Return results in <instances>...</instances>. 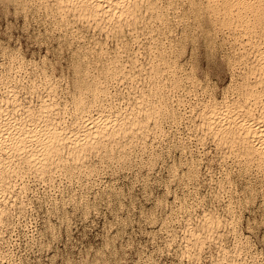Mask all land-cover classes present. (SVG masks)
<instances>
[{
    "label": "bare ground",
    "instance_id": "6f19581e",
    "mask_svg": "<svg viewBox=\"0 0 264 264\" xmlns=\"http://www.w3.org/2000/svg\"><path fill=\"white\" fill-rule=\"evenodd\" d=\"M0 4L2 6H10L11 5V7H13L16 12H20L24 16L23 19H25L26 17L27 18L31 17V16L35 17L36 14L41 13L46 18V20L49 22V24H51L52 28L57 29L59 31V36L61 38V40L59 42L62 43L61 46H62L63 52H64V54H66L67 57L70 56L69 58L71 59V60L69 59L70 61L68 64L71 68V74H69V76L67 75L68 80H66L67 84H66L64 89L66 90V92L69 96L70 95L73 96V102H74L73 107H71L72 111H73L71 114V117L67 116V117H69L68 120H66L67 118L66 119L64 118V116L66 114H64L63 117H60L59 116L60 112L64 111V110L66 111V109H63L62 107H60V103H59V100L57 98V96L59 95L58 94L59 91L57 90L58 82L56 80H54L52 76L49 77V75H47L46 73H43L39 79H35V78H33L35 76H33L32 77L33 79L29 80V82L24 80L27 82L26 83L27 85H29V83H30V86L28 88L30 90H32V93L34 90L35 91L40 90L41 92L42 91L45 92V94H44L45 96L42 97L39 94L40 92L39 93L36 92L35 95L39 94V97H36V98H39V99H38L37 103H35V104L33 103L34 105L31 104L32 103L31 97H30L29 101H28L27 97H24V99L22 100L21 95H20V91L17 90L19 87H17L18 84L16 83L18 80L15 81L16 75L15 76L12 74L10 75L9 68L5 67L6 72L3 74H0V203L2 200H3V202L5 200H7L5 198H11L10 200L12 203V200L16 199L18 197V194H23L25 191V188L27 186L26 182H24V179L28 175L33 176L34 179H37V180L42 181V182H47V183H48V181L54 180V178L56 176H58V178L61 176L65 177V178H71L73 176V177H75V180H76V178L80 179L82 177L89 178V177H91V175H93L95 173L94 168L92 167L93 166L92 162H91L92 160L90 161V159H89L90 155H95L98 158V160H102V162L103 161L108 162V160L111 159L110 162H112V160H113V162L115 161L119 164L120 162L126 160V157L127 158L129 157L128 153L131 150V148H133L135 146L137 147L138 145H142L141 147L144 148V145H146L145 141H148L147 138L150 135H152V136H155V135L160 136L161 135L162 136L163 128H162L161 123H160L161 118L167 117V118H171L172 120H175L176 119V108L175 107L180 102L184 101L183 100L184 97L181 94L178 97H176L175 99H172L169 95L172 93H169V92H171L175 89H178L181 81L187 79V80H189V84H190L188 86H189V88L191 87L192 90H188L185 88L186 93L192 94V95L194 93H197L196 92L197 91L196 80L191 81L190 72L186 68H183L177 61L178 55L181 52V50H179L180 45L186 40L194 42L196 39H199V38H202L204 42H212L214 39L217 38V35L219 33L222 34V32H224V31H226L227 35L233 40L234 45H235V49L238 50L237 57H236L237 62H238V63H236L238 69L237 68L236 69L238 70L237 73H238L240 80L238 82L236 81L237 82L236 84H234V82H233L234 85H232L234 87L236 85V87H235L236 96H235V98H232L233 99L232 101H229V99L227 100V98L224 97L222 94H221V96H223L224 98H221V100L208 99V100H203L201 102L196 100L199 103H195L196 104L195 105L196 107L194 106L195 108L190 107L191 106V104H190L189 107L192 108V110H190V111H192L193 116H195L196 118L199 117L198 118L199 120L197 122L198 124L196 127H199L201 130L200 131L201 139H203V137H205V136L210 137L211 140H213V142L215 143L216 147L218 146V147L224 149L221 152L223 157L237 158V160L239 161V163L242 165V167L244 169H248L250 166L255 165L256 169L262 173L261 175L264 176V5H261L260 0H0ZM6 10H4V11H6ZM8 10H10V9H8ZM10 12L11 11H8V13H10ZM7 17H4V19H6ZM14 18H13V20H14ZM16 18H15V20H16ZM18 18H20V17H18ZM9 19H11V18H9ZM34 19H32V20H34ZM21 21H19V22H21ZM23 24H25V22ZM10 26L12 27V25H10ZM178 27L180 28V33L175 32V30H177ZM4 28H6V27H4ZM49 29H50V27H49ZM6 30L8 31V29H6ZM57 30H55V31L57 32ZM51 31L52 30L50 29V32ZM20 32H22V31H20ZM24 33H26V32H24ZM28 33L29 32H27V35H28ZM31 34H32V32H31ZM7 36H8V34H7ZM44 37H46V36H44ZM41 40H43V39H41ZM49 41H50V39H49ZM45 44L46 43H44L42 45L45 46ZM200 44H201V41H200ZM219 44L220 43H218V46H219ZM27 45H25V46H27ZM46 45H48V44H46ZM50 46H52V45H50ZM50 46H48V47H50ZM185 48L187 49V47H185ZM28 49H29V47H28ZM41 49H43V48H41ZM51 49L52 48H50V50ZM232 49H234V48H232ZM223 50H226V49L223 48ZM203 51H205V50H203ZM47 52H48V50H47ZM58 52H61V51H58ZM224 53H227V52H224ZM30 54H32V53H30ZM217 54H219V53H217ZM35 55L33 54V56H35ZM29 56H31V55H29ZM53 56H54V54H53ZM59 56H61V55L59 54ZM179 56H181V55H179ZM15 57H17V56H15ZM181 59H182V57H181ZM215 59L217 60V58H215ZM221 60H220V62H221ZM58 61H60V60H58ZM224 61L225 60L223 58V64H224ZM207 62H209V61H207ZM66 63H67V61H66ZM13 64H15V63H13ZM18 65H17V67H18ZM30 65H31V63H30ZM207 65H209V64H207ZM9 66H11V65H9ZM52 66H53V64H52ZM15 67H16V65H15ZM57 67H59V66H57ZM223 67L225 68V64ZM70 68H66V69H70ZM35 69H37V67H36V64L33 62L31 65V71H33ZM13 71H11V72H13ZM55 72H56V70H55ZM60 72H62V71H60ZM207 72H209V70ZM26 74H27V71H26ZM232 77H234V76H232ZM19 78H20V76H19ZM207 78H208V76H207ZM26 79H30V78L27 77ZM231 79H233V78H231ZM22 81L23 80H21V82ZM198 83H200V82H198ZM180 87H182V86H180ZM198 88H200V87H198ZM216 89L218 90V87ZM124 90L126 91L125 93H126V97H127V99H126L127 102H126V104L124 103L125 108H115L114 109V107L111 105L110 100L112 99V97H114V95L123 94ZM223 91H225V90H223ZM181 92H183V91H181ZM204 92L206 93V91H204ZM204 92H202V93L205 94ZM233 92H234V90H233ZM61 94H63V93H61ZM24 95H27V94L25 93ZM217 95H220V94H217ZM176 96H177V94H176ZM195 96L193 95V97H195ZM202 96L203 95H201V98H202ZM59 98H61V97H59ZM121 100H120V102H121ZM115 101H117V100H115ZM174 102H176V105L174 104ZM183 110H184V108H183ZM68 113H70V112H67V114ZM180 113H182V112H180ZM186 113L188 115V112H186ZM182 114H185V113H182ZM177 120L180 121V119H177ZM188 120H190V119H188ZM172 129H174V128H172ZM190 138H188V139H190ZM150 139H152V138H150ZM159 139H161V138H159ZM183 139H185V138H183ZM192 139H190V140H192ZM178 141H179V139H178ZM160 142H162V141H160ZM150 143H152V142H150ZM164 143H166V142H164ZM149 145H151V144H149ZM189 145L191 146V144H189ZM155 146H157V145H155ZM155 146H153V147H155ZM202 146H203V144H202ZM141 147H139V148L141 149ZM199 147L200 146H198V148ZM176 148H178V147H175V149ZM200 148H202V147H200ZM155 149H157V148H155ZM187 150H188V148H187ZM208 152H210V151H208ZM192 153H193V151H192ZM134 154H136V153H134ZM166 154H167V152H166ZM171 154H173V153H171ZM131 157H132V155H131ZM169 161H170V159H169ZM189 161H191V160H189ZM143 163H144V161H143ZM149 164H151V163H149ZM191 165L192 164H190V162H189L188 163V169L191 168L190 167ZM224 165H226V164H224ZM114 166H116V165H114ZM195 166H197V165H195ZM99 167H100V164H99ZM147 167H148V165H147ZM180 167H181V165H180ZM114 168H116V167H114ZM135 168H137V167H135ZM143 168H145V167H143ZM130 169H131V167H130ZM110 170H112V168ZM114 170L116 172V169H114ZM204 171H206V170H204ZM106 172H107V170H106ZM130 172H131V170H130ZM122 173H123V171H122ZM196 173H197V171H196ZM128 174H129V172H128ZM165 174H167V173H165ZM209 175H210V173H209ZM136 176H139V175H136ZM192 176H194V175L192 174ZM195 176H197V175H195ZM184 177H185V175H184ZM237 177H239V176H237ZM117 178H119V176ZM162 179H161V181H162ZM68 181H69V179H68ZM28 182H29V180H28ZM103 182H104V180H103ZM150 182H151V180H150ZM152 182H154V181H152ZM182 183H183V181H182ZM206 183H208V181ZM33 184H35V183H33ZM218 185H219V183H218ZM229 185L231 186V184H229ZM122 186H124V185H122ZM122 186H121V188H122ZM138 187H140V186H138ZM167 187H169V186H167ZM192 187H194V186H192ZM33 188H35V187H33ZM42 188H43V186H42ZM50 188L48 187L49 190H50ZM130 188H131V186H130ZM162 188H163V186H162ZM192 190H194V189H192ZM46 191H47V189H46ZM81 191H83V190H81ZM102 191H103V189H102ZM144 193H146V192H144ZM110 194H112V193H110ZM120 194H122V193H120ZM51 197H52V195H51ZM26 198H24V199H26ZM107 198H108V196H107ZM251 198H253V197L251 196ZM39 199H37V200H39ZM186 199H189V197H186ZM226 199H227V197H226ZM243 200L245 201L246 199H243ZM26 201H27V199H26ZM96 201H98V199ZM202 201H204V200H202ZM223 201H224V199H223ZM253 201H254V199H253ZM57 202H58V200H57ZM251 202H249V203H251ZM4 203H6V202H4ZM8 203L9 202H7V204ZM164 203H165V201L162 204H164ZM117 204L118 203H116V205ZM261 204H264V203H261ZM66 205H68V204H66ZM245 205H247V204H245ZM1 206H0V214L2 213V210H3L1 208ZM90 206H92V205H90ZM237 206H239V205H237ZM241 206H239V207H241ZM69 207H71V206H69ZM65 208H67V207H65ZM243 208H244V206H243ZM21 209H23V208H21ZM183 209H184V207H183ZM201 209H203V207ZM10 210H11V208H10ZM25 210H26V208H25ZM258 210H261V209H258ZM26 211H28V210H26ZM51 211H53V210H51ZM118 211H120V210H118ZM149 211H151V210H149ZM82 212H84V211H82ZM173 212H174V210H173ZM29 213H30V211H29ZM139 213H141V212H139ZM162 213H164V212H162ZM167 213H169V212H167ZM192 213H193V211H192ZM243 213H246V212H243ZM3 214L5 215V213H3ZM215 214H217V213H215ZM215 214H213L212 212L203 210L200 218L197 220L198 221L197 224L196 223L193 224L191 221H186L185 225H183V236L181 235L183 243H184L183 248H184L186 253L188 252V253L194 254V256H193L194 259H196L195 255H199L200 252L203 253L202 248L204 247V244L207 241L209 242V241L216 240L219 238V236L221 235V230H219V229L221 228L222 224H224V226H226V225L232 226V224L234 222L233 217H229L228 219L223 220V219H221L220 216H217ZM147 215H148V213H147ZM161 215L162 214H160V216ZM230 215H231V213H230ZM115 216L116 215L114 213V217ZM153 216H155V215H153ZM250 216H252V215H250ZM155 217H157V216H155ZM161 218H162V216H161ZM173 218H175V217H173ZM191 218H192V216H191ZM0 220H2V219L0 218ZM188 220H191V219H188ZM0 222H2V221H0ZM14 222H15V220H14ZM177 222H178V220H177ZM195 222H196V220H195ZM253 222H254V220H253ZM8 223H10V222H8ZM145 223H146V221H145ZM180 223L181 222H179V224ZM0 224H2V223H0ZM150 225H152V224H150ZM3 226H6V225H3ZM181 229H182V227H181ZM151 230H152V228H151ZM104 231H105V229H104ZM165 231H167V230H165ZM139 232H141V231H139ZM256 232H258V231H256ZM9 233H7V234H9ZM166 233H168V232H166ZM150 235H152V234H150ZM231 235H234V234H231ZM50 237H53V236L50 235ZM130 237H132V236H130ZM45 238H47V237H45ZM112 238H113V236H112ZM118 239H120V238H118ZM156 239H158V238H156ZM8 240H5V241L7 242ZM110 240H111V238H110ZM0 242H1V240H0ZM35 242H36V240H35ZM131 242H132V240H131ZM173 242L175 243V240ZM240 242H241V240H240ZM133 243H137V242H133ZM221 243L217 247L218 255L216 256L215 259H212L210 264H251L252 260L249 261L250 263H248V262L242 261V260L239 261V258L238 259L236 258V256H238L237 254L241 250L240 247L236 248V246H235L233 249H229L227 246L223 245L224 243L223 244H221ZM155 244H158V243H155ZM3 245H4V243H3ZM244 245H245V243H244ZM168 246H171V245H168ZM105 247H106V245H105ZM123 247L124 246H122V251L124 250ZM143 247H145V246H143ZM245 247H246V245H245ZM130 248H131V246H130ZM118 249L120 250V248H118ZM169 250H170V248H169ZM97 251H99V249ZM255 251H256V249H255ZM144 252H143V254H144ZM12 253H14V252H12ZM135 253H137V252H135ZM135 253H134V255H135ZM204 253H206V252H204ZM100 254L102 255V253H100ZM96 255H98V254H96ZM127 255H125V257ZM188 255H190V254H188ZM188 255H185V256H187L186 257L187 259H188ZM56 256L57 255H55V257ZM108 256H110V255H108ZM139 256H141V255H139ZM3 257H4V255H2V258ZM103 257H105V256H103ZM144 257H145V255H144ZM167 257H168V255H167ZM245 257H247V256H245ZM245 257H244V259H246ZM98 258H99V255H98ZM197 258H199V257H197ZM251 258H253V257H251ZM77 259H80V258H77ZM144 259L148 260L147 258H144ZM0 260H1V258H0ZM114 260H116V259H114ZM196 260L199 261L198 259H196ZM6 261H7V259H6ZM82 261L86 262V260H82ZM112 261H113V259H112ZM145 261H143V262H145ZM171 261H172V259H171ZM208 261H210V260H208ZM7 263H5V264H7ZM121 263H123V262H121ZM150 263H152V262H150ZM158 264H160V263H158ZM173 264H174V262H173Z\"/></svg>",
    "mask_w": 264,
    "mask_h": 264
},
{
    "label": "rangeland",
    "instance_id": "374dc122",
    "mask_svg": "<svg viewBox=\"0 0 264 264\" xmlns=\"http://www.w3.org/2000/svg\"><path fill=\"white\" fill-rule=\"evenodd\" d=\"M8 9H10V10H8ZM4 10H6L7 12ZM8 11H11L10 13L12 15L10 13H8ZM22 16L23 15L20 12H16L15 9L13 7H11V5L10 6H2L0 4V32H1L0 37L2 38V39L0 38V67H1L0 68V72H1L0 74H3L6 72L5 67L9 68L10 75L11 74L14 76L16 75L15 81L18 80L16 82L18 84L17 87H19L17 90L20 91L21 99L23 100L24 97H27L28 101H29V99L31 97L32 101L31 100L30 101L32 102L31 103L32 105L37 103L39 98H36V97H39V94L42 97L45 96L44 95L45 92L44 91L41 92L40 90H36V91L34 90L32 93V90H30L28 88L30 86V83H29V85H27L26 81L29 82V80H31L33 78L39 79L43 73H46L47 75H49V77L52 76L53 79L58 82L57 90L59 91L58 92L59 95L57 96V98L59 100L60 107H62L63 109H66V111L65 110L61 111L59 116L63 117L64 114H66L64 116V118L65 119L67 118L66 120H68V118L71 117V114L73 112L71 107H73L74 102H73V96H71V95L69 96L64 88L67 84L66 80H68V76H69V74H71V68L68 65L69 61L71 59L69 58L70 56L67 57L66 54H64V52H63V49L61 46L62 43L59 42L61 40V38L59 36V31L57 29H53L51 24H49V22L46 20V18L41 13L36 14L35 17L31 16L28 18L26 17L25 19H23L24 16L23 17ZM4 17H7V18L4 19ZM12 17L13 18L17 17V18H16V20H15V18L13 20ZM18 17H20V18H18ZM9 18H11V19H9ZM32 19H34V20H32ZM19 21H21V22H19ZM23 21L25 22V24H23L24 23ZM10 25H12V27ZM3 26L6 28H4ZM29 26L30 27L32 26V27L30 28ZM49 27L52 30L51 32H50ZM6 29H8V31L9 30L10 31L8 32ZM55 30H57V32ZM20 31H22V32H20ZM46 31L48 33L49 32L50 33L48 34ZM24 32H26V33H24ZM27 32H29L28 35H27ZM31 32H32V34H31ZM175 32L180 33V28L178 27L177 30H175ZM224 32H222V34L219 33L217 35V38L214 39L212 42H204L202 38H199V39H196L194 42L186 40L180 45L179 50H181V52L179 53V55H181V56L178 55V58L180 60L177 58V61L183 68H186L190 72L191 81L196 80V83H197L196 84L197 85V91L196 92L197 93H194L193 95L194 96L196 95L197 97L196 96L193 97L192 94L186 93V89L192 90V88L191 87L189 88V86H188L190 84H189V80H187V79L182 80L180 83V86H182L183 88L179 86L178 89H175V90L169 92L172 94L168 93L172 99H175L176 97H178L181 94L184 97V99H183L184 101L180 102L175 107L176 108V119L175 120H172L171 118H167V117L161 118L160 123H161V126L163 128V134H162V136L160 135L161 137L156 136V135L155 136L150 135L149 137L152 139H150L149 137L147 138L148 141H145L146 145H144V148L141 147L142 145H138L137 147L135 146V147H133L134 149L131 148V150L128 153L129 157L128 158L126 157V160L120 162L119 164L115 161L113 162V160H112V162H110L111 159H109L108 162L107 161L102 162V160H98V158L95 155H90L89 159H90V161L92 160L91 161L92 165H93L92 167L94 168L95 173L93 172L94 174L91 175V177H89V178L82 177L80 179L76 178V180H75V177H73V176L71 178H65L63 176L58 178V176H56L54 178V180L48 181V183H47V182H42V181H39L37 179H34L33 176L28 175L24 179V182H26V185H27L25 188V191H24L25 194L24 193L18 194V197L16 199H13L12 203L10 200L11 198H5V199H7V200L4 199L5 200L4 202H6V203H4L3 200L1 201L0 206L1 205L3 206V207L1 206V208L3 210H2V213L0 214V218L2 219V220H0V221H2L0 223H2L3 225H6V226H3L2 224H0V226H1L0 231L2 232V233L0 232V240H1V242H0V244H1L0 245V252H1L0 253V258H1L0 264H5L7 262H8L7 264H16V263L17 264H95V263L96 264H109V263L110 264H112V263L113 264H124V263L125 264H143V263L144 264H146V263L147 264L148 263L149 264H158V263H160V264H173V262H174V264H183V263L184 264H191V263L192 264H210L212 259H215L216 256L218 255L217 247H218V245H220L221 242H222L221 244L224 243L223 245L227 246L229 249H233L235 246H236V248L240 247V249H241L239 252L240 254L238 253L237 254L238 256H236L237 259L239 258V261L242 260V261H246V262L250 263L249 261L252 260L251 264L252 263L253 264H257V263L259 264L260 263L261 264V262L264 261V258H263L264 253L261 252V249L253 241L254 236L257 239L264 240V237L258 235L260 230L264 229V225H263L264 224V218H263L264 217V204H261V203H264V184H263L264 183V176L261 175L262 173L256 169L255 165L250 166L248 169H244L242 167V165L239 163V161L237 160V158L223 157L221 152L224 149L220 148L218 146L216 147L215 143L213 142V140H211L210 137L205 136V137H203V139H201V137H200L201 136V133H200L201 130L199 127H196L198 124L197 122L199 120L198 119L199 117L196 118L195 116H193L192 111H190V110H192V108L196 107L195 103H199L197 101L201 102L203 100H208V99L221 100V98H224V97H226L227 100L229 99V101H232L233 100L232 98H235V96H236V93H235L236 85H235V87L232 85L236 84L240 80L238 73H237L238 68H237V64H236V63H238L237 58H236L238 50L235 49V45H234L233 40L227 35L226 31H224ZM7 34L9 37L7 36ZM44 36H46V37H44ZM41 39H43L44 41ZM49 39H50V41H49ZM200 41H201V43L203 42V48L202 49H201ZM44 43H46L48 45L45 44V46H43L42 44H44ZM218 43H220L219 46H218ZM190 44L193 45L192 53L190 56H188V59H185V56L188 53V47L190 46ZM25 45H27L29 47V49ZM50 45H52V46H50ZM48 46H50V47H48ZM185 47H187V49ZM41 48H43V49H41ZM50 48H52V49L50 50ZM223 48L226 50H223ZM232 48H234L235 50ZM47 50H48V52H47ZM57 50L61 51L63 54L61 52H58ZM203 50H205L206 52ZM224 52H227V53H224ZM30 53H32V54H30ZM217 53H219V54H217ZM33 54L34 55L36 54V55L33 56ZM53 54H54V56H53ZM59 54L63 58L61 56H59ZM29 55H31V56H29ZM15 56H17V57H15ZM57 57L58 58L60 57L61 59L60 58L58 59ZM181 57H182V59H181ZM197 57L198 58L200 57V58L198 59ZM215 58H217V60ZM223 58L225 60L224 61L225 68L223 67L224 66ZM64 59L67 61V63ZM58 60H60V61H58ZM220 60H221V62H220ZM207 61L212 63L211 65L214 69V72L209 70V65H207V64H209V62H207ZM33 62L36 64L37 69L31 71V65ZM13 63H15V64H13ZM30 63H31V65H30ZM52 64H53V66H52ZM9 65H11V66H9ZM15 65H16V67H15ZM17 65H18V67H17ZM57 66H59V67H57ZM66 68H70V69H66ZM25 70L27 71V74H26ZM55 70H56V72H55ZM208 70L210 73L207 72ZM11 71H13V72H11ZM60 71H62V72H60ZM19 76H20V78H19ZM24 76L26 78L29 77L30 79H26ZM33 76H35V77H33ZM207 76H208V78H207ZM232 76H234V77H232ZM231 78H233L234 80ZM21 80H23V81L21 82ZM24 80H26V81H24ZM198 82H200V83H198ZM233 82H234V84H233ZM198 87H200V88H198ZM217 87H218V90L216 89ZM223 90H225V91H223ZM233 90H234V92H233ZM181 91H183V92H181ZM204 91H206V93ZM36 92L37 93L40 92V93L35 95ZM125 92L126 91L124 90L123 94L114 95V97H112V99L110 100L111 105L114 107V109L115 108H125L124 105L127 102V100H126L127 97H126ZM202 92H204L205 94H203ZM25 93L27 95H24ZM61 93H63V94H61ZM176 94H177V96H176ZM217 94H220V95H217ZM221 94L224 97L221 96ZM201 95H203L202 96L203 99L201 98ZM59 97H61V98H59ZM119 99L120 100L122 99L121 102ZM115 100H117V101H115ZM174 104L176 105V102H174ZM190 104H191V106H190ZM189 106L192 108H190ZM183 108H184V110H183ZM67 112H70V113L67 114ZM180 112L185 113V114H182ZM186 112H188V115ZM67 116H69V117H67ZM177 119H180V121ZM188 119H190V120H188ZM171 127L174 129H172ZM182 137L185 139H183ZM159 138H161V139H159ZM188 138H190V139L193 138V139L190 140ZM178 139H179V141H178ZM160 141H162V142H160ZM150 142H152V143H150ZM164 142H166V143H164ZM201 143L203 144V146ZM149 144H151V145H149ZM189 144H191V146ZM155 145H157V146H155ZM153 146H155V147H153ZM198 146H200L202 148H200V147L198 148ZM139 147H141V149ZM175 147H178V148L175 149ZM155 148H157L158 150ZM187 148H188V150H187ZM192 151H193V153H192ZM208 151H210V152H208ZM166 152H167V154H166ZM134 153H136V154H134ZM171 153H173V154H171ZM131 155H132V157H131ZM168 158L170 159V161ZM189 160H191V161H189ZM143 161H144V163H143ZM189 162H190V164H192L190 166L192 169L191 168L188 169V163ZM149 163H151V164H149ZM99 164H100V167H99ZM224 164H226V165H224ZM114 165H116V166H114ZM147 165L149 168L147 167ZM180 165H181V167H180ZM195 165H197V166H195ZM142 166L145 168H143ZM114 167H116V168H114ZM130 167H131V169H130ZM135 167H137V168H135ZM111 168H112V170H110ZM114 169H116V172ZM106 170H107V172H106ZM130 170H131V172H130ZM204 170H206V171H204ZM122 171H123V173H122ZM196 171H197V173H196ZM128 172H129V174H128ZM165 173H167V174H165ZM209 173H210V175H209ZM192 174L194 176H192ZM136 175H139V176H136ZM184 175H185V177H184ZM195 175H197V176H195ZM118 176L120 179L117 178ZM237 176H239V177H237ZM68 179H69V181H68ZM161 179H162V181H161ZM28 180H29V182H28ZM103 180H104V182H103ZM150 180H151V182H150ZM152 181H154V182H152ZM182 181H183V183H182ZM205 181L206 182L208 181V183H206ZM33 183H35V184H33ZM218 183L220 186L218 185ZM229 184H231V186ZM122 185H124V186H122ZM42 186H43V188H42ZM121 186H122V188H121ZM130 186H131V188H130ZM138 186H140V187H138ZM162 186H163V188H162ZM167 186H169V187H167ZM192 186H194V187H192ZM33 187H35V188H33ZM48 187L49 188L51 187L50 190L48 189ZM46 189H47V191H46ZM102 189H103V191H102ZM192 189H194V190H192ZM81 190H83V191H81ZM143 191L146 193H144ZM110 193H112V194H110ZM120 193H122V194H120ZM51 195H52V197H51ZM106 195L108 196L109 199L107 198ZM251 196L253 198H251ZM186 197H189V199H186ZM226 197L228 200L226 199ZM24 198H26L27 201ZM37 199H39V200H37ZM97 199H98V201H96ZM223 199H224V201H223ZM243 199H246V200L244 201ZM253 199H254V201H253ZM57 200H58V202H57ZM202 200H204V201H202ZM164 201H165V203L162 204ZM7 202H9V203L7 204ZM249 202H251V203H249ZM116 203H118L117 204L118 206L116 205ZM66 204H68V205H66ZM245 204H247V205H245ZM90 205H92V206H90ZM237 205H239V206L242 205V206L239 207ZM69 206H71V207H69ZM243 206H244V208H243ZM65 207H67V208H65ZM183 207H184V209H183ZM202 207H203V209H201ZM10 208H11V210H10ZM21 208H23V209H21ZM25 208L28 211H26ZM258 209H261V210H258ZM51 210H53V211H51ZM118 210H120V211H118ZM149 210H151V211H149ZM173 210L175 213L173 212ZM203 210L212 212L213 214L217 213L215 215L220 216L221 219H223V220L228 219L229 217H233L234 222H233L232 226H229V225L224 226V224H222L221 228L219 229V230H221V235L219 236V238L216 240L209 241V242L207 241L208 243L206 242L207 244L206 243L204 244V247L202 248L203 253L200 252L199 255H195V258L199 260V261H197L196 259L193 258L194 254H191L188 252L186 253L184 248H183V246H184V243L182 240L183 225H185L186 221H191L193 224H195V223L197 224L198 223L197 220L200 218ZM29 211H30V213H29ZM82 211H84V212H82ZM192 211H193V213H192ZM139 212H141V213H139ZM162 212H164V213H162ZM167 212H169V213H167ZM243 212H246V213H243ZM3 213H5V215ZM114 213L116 215L115 217H114ZM147 213H148V215H147ZM230 213H231V215H230ZM160 214H162L161 215L162 218H161ZM249 214L252 216H250ZM153 215L157 216L158 218L153 216ZM191 216H192V218H191ZM173 217H175L176 219ZM188 219H191V220H188ZM14 220H15V222H14ZM177 220H178V222H177ZM195 220H196V222H195ZM253 220H254V222H253ZM145 221H146V223H145ZM8 222H10V223H8ZM179 222H181V223L179 224ZM150 224H152V225H150ZM181 227H182V229H181ZM151 228H152V230H151ZM104 229H105V231H104ZM165 230H167V231H165ZM139 231H141V232H139ZM256 231H258V232H256ZM166 232H168V233H166ZM7 233H9V234H7ZM48 233L53 237H50V235ZM150 234H152V235H150ZM231 234H234L235 236L231 235ZM112 236H113V238H112ZM130 236H132V237H130ZM45 237H47L48 239ZM110 238H111V240H110ZM118 238H120V239H118ZM156 238H158V239H156ZM5 240H8V241L6 242ZM35 240H36V242H35ZM131 240H132V242H131ZM174 240H175V243L173 242ZM240 240H241V242H240ZM133 242H137V243H133ZM3 243L5 246L3 245ZM155 243H158L159 245L155 244ZM244 243H245L246 247H245ZM105 245H106V247H105ZM168 245H171V246H168ZM122 246H124L123 251H122ZM130 246H131V248H130ZM143 246H145L147 249ZM118 248H120V250ZM169 248H170V250H169ZM98 249H99V251H97ZM255 249H256V251H255ZM12 252H14V253H12ZM135 252H137V253H135ZM143 252H144V254H143ZM204 252H206V253H204ZM100 253H102V255ZM134 253H135V255H134ZM96 254L99 255V258H98V255H96ZM188 254H190V255H188ZM243 254L247 257H245ZM2 255H4L3 258H2ZM55 255H57V256L55 257ZM108 255H110V256H108ZM125 255H127V256L125 257ZM139 255H141V256H139ZM144 255H145V257H144ZM167 255H168V257H167ZM185 255H188V259L186 258L187 256H185ZM103 256H105V257H103ZM243 256L246 259H244ZM197 257H199V258H197ZM251 257H253V258H251ZM5 258L7 259V261ZM77 258H80V259H77ZM144 258H147L148 260H146ZM112 259H113V261H112ZM114 259H116V260H114ZM171 259L173 262L171 261ZM82 260H86V262L82 261ZM208 260H210V261H208ZM143 261H145V262H143ZM121 262H123V263H121ZM150 262H152V263H150Z\"/></svg>",
    "mask_w": 264,
    "mask_h": 264
},
{
    "label": "snow or ice",
    "instance_id": "6c2138e0",
    "mask_svg": "<svg viewBox=\"0 0 264 264\" xmlns=\"http://www.w3.org/2000/svg\"><path fill=\"white\" fill-rule=\"evenodd\" d=\"M261 5H264V0H260ZM192 48L193 45L190 44L189 48H188V53L185 56V59H188V56L191 55L192 53ZM203 48V42L201 43V49ZM202 62V61H201ZM209 70L214 72V69L211 65V63H209ZM259 236L264 237V229L260 230V232L258 233ZM253 241L257 244V246L261 249V252L264 253V240H260L257 239L255 236L253 237ZM261 264H264V261L261 262Z\"/></svg>",
    "mask_w": 264,
    "mask_h": 264
}]
</instances>
